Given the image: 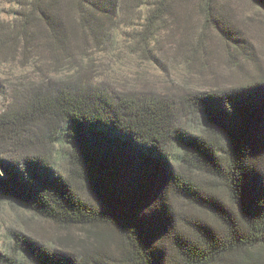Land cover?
<instances>
[{
	"label": "trees",
	"instance_id": "trees-1",
	"mask_svg": "<svg viewBox=\"0 0 264 264\" xmlns=\"http://www.w3.org/2000/svg\"><path fill=\"white\" fill-rule=\"evenodd\" d=\"M9 1L18 6L11 42L40 49L61 78L15 92L0 112V194L92 237L80 255L16 234L30 263L264 264V75L185 95H138L97 83L74 58L105 51L124 24L117 18L143 9L137 45L148 52L177 2L236 48L228 0ZM251 1L264 9V0ZM44 141L67 148V174L35 152ZM205 178L221 183L224 201ZM181 202L208 219L187 218L176 210Z\"/></svg>",
	"mask_w": 264,
	"mask_h": 264
},
{
	"label": "rangeland",
	"instance_id": "rangeland-1",
	"mask_svg": "<svg viewBox=\"0 0 264 264\" xmlns=\"http://www.w3.org/2000/svg\"><path fill=\"white\" fill-rule=\"evenodd\" d=\"M17 7L9 0H0V39L6 41L5 48L0 50V89L5 92V96H0V112L15 92H22L42 80L61 78L53 73L54 68L44 60L47 55L40 49L29 48L30 54L28 49L25 51L20 44L11 42L8 24L14 21ZM226 11L229 24L239 31L236 48L205 26L199 11L192 10L191 4L177 2L171 16L157 27L148 52L137 45L143 18L147 15V9H143L125 11L117 18L124 24L105 51L95 53L91 60L78 52L74 58L97 83H104L116 92L171 96L238 86L254 75H264V9L251 0H228ZM68 69L67 65L64 71L71 75ZM196 120L205 124L197 116ZM51 143L44 141L35 152L51 157L58 170L67 174V148ZM205 180L213 183L218 189L216 194L224 201L226 193L221 183ZM79 185L82 194L95 200L86 184ZM175 207L187 218L208 219L206 212L186 203H176ZM16 234L30 237L55 251L85 255L91 247L87 243H91L92 237L85 230L59 228L0 194V264H31L16 245Z\"/></svg>",
	"mask_w": 264,
	"mask_h": 264
}]
</instances>
